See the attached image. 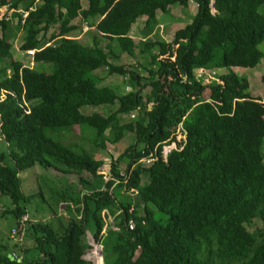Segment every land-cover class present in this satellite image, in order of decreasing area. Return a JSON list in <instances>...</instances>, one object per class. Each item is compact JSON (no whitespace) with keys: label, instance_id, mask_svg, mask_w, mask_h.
Instances as JSON below:
<instances>
[{"label":"trees","instance_id":"16d2710c","mask_svg":"<svg viewBox=\"0 0 264 264\" xmlns=\"http://www.w3.org/2000/svg\"><path fill=\"white\" fill-rule=\"evenodd\" d=\"M191 2V22L170 42L149 38L158 12ZM2 7L9 16L0 19V196L11 206L0 218L12 215L20 236L0 238V264H91L87 231L103 264H264V102L235 73L263 59L264 0H87L86 8L81 0H0ZM140 16L143 37L135 42L130 32ZM83 23L94 29L89 45L71 36ZM20 31L22 52L50 44L32 70L13 58L11 39ZM115 52L146 56V75L111 63ZM97 70L128 77L129 91L98 87ZM88 106L116 108L82 113ZM75 126L90 131L93 149L134 135L112 162L111 181L92 149L61 141ZM177 132L182 139L164 158ZM150 155L156 160L142 161ZM35 169L73 178V191L62 186L57 201L67 215L58 231L22 220L26 203L42 199L20 187L19 175ZM116 191L137 201L119 202ZM104 211H118L109 225Z\"/></svg>","mask_w":264,"mask_h":264},{"label":"rangeland","instance_id":"374dc122","mask_svg":"<svg viewBox=\"0 0 264 264\" xmlns=\"http://www.w3.org/2000/svg\"><path fill=\"white\" fill-rule=\"evenodd\" d=\"M82 5H87V0H82ZM68 6V2L66 1L64 4V9ZM195 7L196 4L193 2L190 3V6L185 9H179L178 7H171L173 14L172 20L168 19L166 15H163L161 12L157 13V16L161 18V21L164 23L163 27L164 30L161 33V36L165 40H169V42L172 40V37L176 30L184 27L187 23L191 22L194 14H195ZM7 7L0 8V19L7 15L9 16V12H7ZM170 9V11H171ZM260 13L264 15V8L259 9ZM169 14V13H168ZM163 18V19H162ZM166 18V21L164 20ZM171 21V22H170ZM13 25L16 23V20H13ZM170 23V28H165ZM137 32V31H136ZM135 33V32H134ZM22 32L16 33V36L11 39L12 45H13V58L14 60L19 57L20 52V44L22 40ZM132 37L135 39H139V36H135L134 34H131ZM160 36V34H158ZM73 36V34H71ZM154 36V35H153ZM153 36L150 37V39L153 38ZM140 40H136L135 42H139ZM83 42V41H82ZM106 42V41H105ZM103 41V43H105ZM86 43L85 41L83 42ZM259 50L263 54V59L255 68L249 69V68H237L235 69V73L239 76H243L247 79L249 87L247 92L253 97L258 98L262 102L264 99V41L258 46ZM114 54L118 55V57L113 56L112 59L110 58V61L114 63V65L121 64L122 66L129 67L130 69H134L138 74H141V76H145L146 73L143 71L142 67L148 66V59L146 56H141L139 53H136L135 56H128V55H121L118 52H115ZM119 58V60H118ZM100 74H103L106 72V70H101ZM220 73V71H219ZM222 73V72H221ZM214 76V75H213ZM128 77H122L119 75H105L103 77L102 81L99 82L97 85L98 87L108 84H114L111 85L114 90H116L117 94L126 93L129 91L128 86ZM206 83L211 82L210 78L205 79ZM127 88V90H125ZM116 107L109 106V107H83L81 108L82 113L90 114L92 112H97L103 115H108L113 110H115ZM123 121H128L127 117H122ZM130 116V120H132ZM89 131V129H87ZM90 132V131H89ZM89 132H82L80 129L75 126L71 133L67 134L64 133L62 136V142L66 145L76 143L78 145H81L85 147L86 149H92L94 153H98L101 150L94 147H91V144L88 141V134ZM53 135V134H51ZM54 137V136H52ZM134 138L133 134L126 133V136L124 140L118 142L117 144H109L107 143V147L105 149V153L103 154V157L105 159V166L101 168V172H105V179L106 181H111V173H110V167L112 162H114V159H117V157L124 152V150L127 148L129 141ZM181 138L179 134L175 136V141L172 142L168 147L164 148L163 154L167 155L168 152L172 148H176L178 143L176 142V139ZM262 151H264V141L262 143ZM103 153V152H102ZM95 157V155H93ZM125 163H121L119 165V169L121 172H123L127 166L126 160ZM36 170V171H35ZM35 170H27L25 173L19 175V179L21 181V191L25 195H38V193H42V199H40L39 196H36L32 198L29 202L26 203V215L23 217L27 222L30 220L34 221H43L50 223L54 229L57 230L60 226L63 227L66 225V221L64 220L67 215L64 213V208L62 210L59 208L58 202L59 200V194L61 193L62 186L69 187L73 191V178H63L60 174H57L54 171H44L40 169ZM68 179V180H67ZM69 188H67L69 190ZM71 191V192H72ZM133 194V193H132ZM114 197L117 199V201H123L128 199L132 204L137 201V197L135 195L131 196L130 194H122L118 193L116 191L114 193ZM59 200V201H58ZM58 201V202H57ZM7 206H11V202L5 198L0 196V212L3 209H6ZM54 208L52 210H55L57 214L60 212L62 218L57 217L54 218L52 214L49 211V208ZM13 208V206L11 207ZM73 208V206H72ZM74 209V208H73ZM52 216V217H50ZM22 219V220H23ZM51 219V220H50ZM16 227L14 217L12 215H7L5 218H0V238L8 239L10 238L12 241H15L16 239H19L18 234H14L12 236V229ZM254 226L250 227V230H252ZM58 231V230H57ZM88 241V240H87ZM0 242H3L0 240ZM28 242V241H27ZM89 243V242H88ZM96 246V244H94ZM99 264H103L99 260Z\"/></svg>","mask_w":264,"mask_h":264},{"label":"crops","instance_id":"0c3cea01","mask_svg":"<svg viewBox=\"0 0 264 264\" xmlns=\"http://www.w3.org/2000/svg\"><path fill=\"white\" fill-rule=\"evenodd\" d=\"M81 3H82V0H81ZM190 6V5H189ZM82 7L83 8H86L87 7V5L85 6L84 4L82 5ZM171 12H172V9H171V11L169 12V14H163V15H166L167 16V18L168 19H170V20H172V16H173V14H171ZM156 18H157V25H156V27L154 28V31H153V34L152 35H150L149 36V38L151 37V36H153V38L156 36V35H158V34H160V36H161V33L163 32V30H164V27H163V25H164V23L161 21V18H159L158 16H157V14H156ZM163 19V18H162ZM80 20V16L79 17H77V18H75L74 20H73V24H77V21H79ZM164 20L166 21V18H164ZM144 22H145V18H144V16H140V17H138L135 21H134V23H133V25H132V29H131V32H130V36L132 37V35L131 34H134L135 36L137 35V36H139V39H135V41L136 40H141L142 39V35H141V30H142V28H143V26H144ZM171 22V21H170ZM165 28H170V23L165 27ZM137 31V32H136ZM135 32V33H134ZM95 33H94V29L93 28H90V27H87V24H85V23H83L82 24V27L79 29V30H77V31H75L74 33H73V37H75L77 40H79L81 43H83L84 41L86 42L85 44H87V45H89L90 43H91V40H92V38H93V35H94ZM159 36V35H158ZM162 37V36H161ZM133 38V37H132ZM152 38V39H153ZM163 38V37H162ZM134 39V38H133ZM163 40H165L164 38H163ZM83 41V42H82ZM165 41H167V42H169V40H165ZM20 54H19V59H20V62H21V64L23 65V64H26L28 61H29V59L27 58V57H24L23 55H22V51H20L19 52ZM118 60H119V58H118ZM112 63V62H111ZM114 64V63H113ZM118 65H121V64H118ZM101 72H99V70H97L94 74L97 76V77H99L100 78V82L102 81V79H103V77H105V75H106V72H104L103 74H100ZM111 85H114V84H108V85H103V86H108V87H110V88H112V86ZM130 88V87H129ZM112 89H114V88H112ZM116 91V90H115ZM123 94V93H122ZM263 101H264V99H263ZM107 145V144H106ZM5 145H2V150H4L5 148ZM106 147L107 146H105V148L104 149H100L101 151L100 152H98V153H94L93 152V150H91V153H92V156L93 155H95V157L94 158H96V159H101V160H103L104 161V165L103 166H105V159L106 158H104L103 157V154L105 153V149H106ZM103 152V153H102ZM103 166H102V168H103ZM25 173V172H24ZM100 173L101 174H103L104 175V177H105V172L103 171V172H101V170H100ZM105 181H106V179H105ZM131 196H133V195H135V194H130ZM127 201H128V199H126ZM120 202V201H119ZM59 208L62 210V208H64V205L62 204V203H60L59 204ZM103 213H105L106 215H107V217H106V224L107 225H109V224H111L112 222H113V220L115 219V217L117 216V214H118V211L117 212H115L114 213V215H110V214H108V213H106V211H104ZM56 217H60V218H62V216H61V213L59 212L58 214H57V216ZM55 217V218H56ZM67 218V217H66ZM105 232V229L103 230V233ZM102 233V234H103ZM86 239L88 240V242H89V245H90V248L89 249H87L86 250V252H85V254H84V259L86 260V261H89L91 264H99V260H101V262H102V255H100L99 254V250H101V247H100V245L98 244V243H96L93 239H92V236H91V232H89V231H87V233H86ZM94 244H96V246L94 245Z\"/></svg>","mask_w":264,"mask_h":264},{"label":"built area","instance_id":"2783aa9c","mask_svg":"<svg viewBox=\"0 0 264 264\" xmlns=\"http://www.w3.org/2000/svg\"><path fill=\"white\" fill-rule=\"evenodd\" d=\"M25 16H26V14H24V15L22 16V18H25ZM48 45H50V44H46L44 47H42V48H40V49H31V50L23 51V52H22V55H23L24 57H27V58L29 59V61H28L26 64H23V65H22V68H27V69L32 70V69L35 67V57H36V55L39 54V53H41L42 50H43L45 47H47ZM201 73H203V72L201 71ZM125 90H127V88H126ZM5 98H6V93H5V91H2V92L0 93V101H3ZM22 104H23V106H24V111H25V113H26V114H29V113H30V108H29L30 103L26 102V101L22 98ZM131 118H133V116H131ZM177 134H178V132H177ZM1 139H2V138L0 137V140H1ZM179 139H182V136H181V138H179ZM165 147H168V146H164V148H165ZM174 148H175V147H174ZM174 148H172V149H174ZM163 151H164V149H163ZM163 156H164V154H163ZM164 158H166V154H165ZM154 160H156V157L154 158L152 155H150L148 158L143 159L142 161H143V162H146V163H150V162H152V161H154ZM23 221H25V219H23ZM133 227H134L133 222H132L131 220H129V221H128V229H129V230H132ZM14 234H15V231L13 230V231H12V236H13Z\"/></svg>","mask_w":264,"mask_h":264},{"label":"water","instance_id":"95a60500","mask_svg":"<svg viewBox=\"0 0 264 264\" xmlns=\"http://www.w3.org/2000/svg\"><path fill=\"white\" fill-rule=\"evenodd\" d=\"M212 7H213V6H212ZM99 254H100V255H102V252H101V250H99ZM9 257H10V256H9Z\"/></svg>","mask_w":264,"mask_h":264}]
</instances>
